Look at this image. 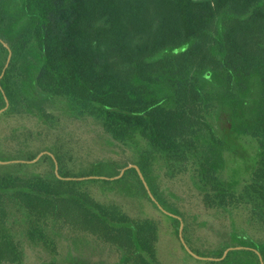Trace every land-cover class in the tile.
<instances>
[{
  "label": "trees",
  "instance_id": "obj_1",
  "mask_svg": "<svg viewBox=\"0 0 264 264\" xmlns=\"http://www.w3.org/2000/svg\"><path fill=\"white\" fill-rule=\"evenodd\" d=\"M2 74L0 264H262L264 0H0Z\"/></svg>",
  "mask_w": 264,
  "mask_h": 264
},
{
  "label": "water",
  "instance_id": "obj_2",
  "mask_svg": "<svg viewBox=\"0 0 264 264\" xmlns=\"http://www.w3.org/2000/svg\"><path fill=\"white\" fill-rule=\"evenodd\" d=\"M5 44L8 46L7 43H5ZM11 57H12V51L10 50L9 57H8V61H7L6 66H5V68H4L3 74H4L6 68L8 67V65H9V63H10ZM3 74L0 76V78L3 76ZM0 87H1V84H0ZM5 97H6L7 105H6L5 107H3V108L0 109V113L3 112L5 109H7V107L9 106V98H8L7 96H5ZM45 152L51 153V152H49V151H43V152H41V153H40L35 159H33V160H28L27 162H35V161H37V160H38V159H39V158H40ZM51 154H52V153H51ZM52 155H54V154H52ZM12 161H20V160H19V159H15V160H2V159H0V163H10V162H12ZM130 167H135V168L138 170V172H139V174H140L142 180L144 181V184L146 185V187H147V189H148V191H149L151 197H152V198L158 203V205L160 206V208H161L162 210H164L165 212H167L168 214H171V215H173V216H177L175 213H173V212L167 210V209H166V208H165V207L159 202V200L156 198V196H155L154 193L152 192V190H151V188H150V185L148 184V181L146 180L145 175H144L143 171L141 170V168H140V166H139L138 164H135V163L129 164L128 166H126L125 168H123L122 171H121V173L118 174V175H115V176H101V177H103V178H109V179L119 178V177H121V176L124 174V172L126 171V169H128V168H130ZM56 173H57V175H58L59 177H61V178H67V179H72V178H74V177H71V176L64 177V176H62V175L60 174V172H59V164H58V161H56ZM98 177H100V176H98ZM80 178H86V177H80ZM183 228H184V222H183V220H182V224H181V228H180V235H181V237H182V240H183V242H184V244H185L187 250H188L192 255H194L195 257H197V258H199V259L222 260V259H224V258L227 256L228 252H229L231 249H236V248H242V247H243V246H231V247H229V248H227V249L225 250L224 254H223L221 257H213V256H204V255H200V254L196 253V252H195V251H194V250L188 245V243L186 242V240H185V238H184V236H183ZM258 253L260 254V257H261V260H262V264H264V260H263V256H262V254H261L259 251H258Z\"/></svg>",
  "mask_w": 264,
  "mask_h": 264
},
{
  "label": "rangeland",
  "instance_id": "obj_3",
  "mask_svg": "<svg viewBox=\"0 0 264 264\" xmlns=\"http://www.w3.org/2000/svg\"><path fill=\"white\" fill-rule=\"evenodd\" d=\"M149 205L147 204V207L149 208L150 212L156 217H159L160 219H162V216L160 215V213L157 210L156 211L153 210L152 205H150L152 208ZM165 228H164V231H165ZM173 237H176V236L172 234H168L167 232H162L161 242L163 243V251L164 250L166 251L168 247H171L170 246L171 243L175 244ZM175 246L177 245L175 244ZM47 257L49 256L45 252L40 251V250L31 249L28 253V258H27L28 264H36L38 263V261H42L44 258H47Z\"/></svg>",
  "mask_w": 264,
  "mask_h": 264
},
{
  "label": "flooded vegetation",
  "instance_id": "obj_4",
  "mask_svg": "<svg viewBox=\"0 0 264 264\" xmlns=\"http://www.w3.org/2000/svg\"><path fill=\"white\" fill-rule=\"evenodd\" d=\"M153 199V198H152ZM154 200V199H153ZM155 201V200H154ZM156 202V201H155ZM160 202V201H159ZM157 203V202H156ZM158 204V203H157ZM159 206V205H158ZM160 207V206H159ZM161 209V208H160ZM168 210V209H167ZM163 212H165L164 210H162ZM165 213H167V212H165ZM171 215V214H170ZM177 215V214H176ZM176 217H179L181 220H182V217L181 216H179V215H177ZM181 224H182V222H181ZM181 228V227H180ZM180 234V233H179ZM183 236H184V228H183ZM185 238V237H184ZM180 239H181V241H182V243L184 244V242H183V240H182V237H181V235H180ZM185 245V244H184ZM186 247V246H185Z\"/></svg>",
  "mask_w": 264,
  "mask_h": 264
}]
</instances>
